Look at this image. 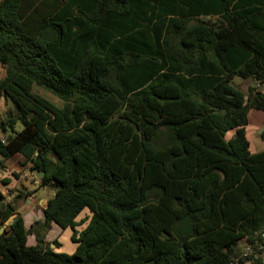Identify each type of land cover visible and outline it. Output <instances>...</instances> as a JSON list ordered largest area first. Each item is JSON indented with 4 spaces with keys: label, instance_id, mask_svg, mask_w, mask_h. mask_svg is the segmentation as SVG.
I'll return each instance as SVG.
<instances>
[{
    "label": "trees",
    "instance_id": "obj_1",
    "mask_svg": "<svg viewBox=\"0 0 264 264\" xmlns=\"http://www.w3.org/2000/svg\"><path fill=\"white\" fill-rule=\"evenodd\" d=\"M0 67V166L20 155L53 191L43 222L0 234V264H264L237 254L264 250L245 131L264 93L232 83L264 84V0H0ZM19 198L0 192V225ZM50 225L72 254L43 242Z\"/></svg>",
    "mask_w": 264,
    "mask_h": 264
},
{
    "label": "crops",
    "instance_id": "obj_2",
    "mask_svg": "<svg viewBox=\"0 0 264 264\" xmlns=\"http://www.w3.org/2000/svg\"><path fill=\"white\" fill-rule=\"evenodd\" d=\"M264 93V92H262ZM11 109L10 106L6 103L4 99H0V113L1 117L5 113V110ZM254 111V110H253ZM261 113L263 116L260 119L264 123V112L256 111ZM250 113H248V126L250 124ZM262 123V125H263ZM248 126L246 127V137L248 133ZM2 137V135L0 134ZM248 140V138H247ZM249 142V140H248ZM31 164L25 163V159L20 155H15L10 159L2 161V167L0 166V192L3 195L6 202H11L15 199L17 195H21V198L16 203V215H19L23 220V225L26 230H29L34 223L43 222V213L42 208L39 205L40 199H45L47 201L49 198L53 196V192H51V187H41L40 180L36 178V173L30 170ZM6 181V184L1 183V181ZM42 188V189H40ZM42 191V193L39 192ZM46 204V203H45ZM9 224V223H8ZM4 223L0 225V234L8 225ZM38 232V227L35 228V232ZM77 232H80L76 228ZM36 232V233H37ZM60 230L55 225H50L49 231H47L43 236V242L47 244L50 235L52 237L58 238ZM71 236V235H70ZM56 242V241H55ZM35 237L33 234L28 235L27 237V245L34 246ZM58 248H60L59 243ZM48 245V244H47ZM51 249H54L52 244H49ZM76 248V245H75ZM72 249V252L74 249ZM56 252H60L61 250L55 249Z\"/></svg>",
    "mask_w": 264,
    "mask_h": 264
},
{
    "label": "rangeland",
    "instance_id": "obj_3",
    "mask_svg": "<svg viewBox=\"0 0 264 264\" xmlns=\"http://www.w3.org/2000/svg\"><path fill=\"white\" fill-rule=\"evenodd\" d=\"M167 26V18H159L156 20V22L153 24L152 26V30L154 31H161L163 32L164 29ZM4 78V70L3 68L0 67V81ZM232 83L234 84L235 87H237L238 89L242 90L243 92H246V90L248 88L253 89L254 91H260V92H264V84H259L257 82H254L250 79H242V78H237L234 77L232 79ZM34 92H36L37 94L41 95L42 97H44L45 99H47L48 101H50L51 103H53L56 106H61L62 102L60 100H58L57 98L53 97L50 93L39 89V88H35ZM6 103L10 106V108L12 109V105L9 101H6ZM9 110V108H7V110H5V113L3 114V116L1 117V113H0V121L1 120H5L6 117V113ZM250 113V124L248 126V133H247V138L249 140V151L252 154L261 152L264 150V143L261 141V139L259 138V135L257 134L258 130L260 128H262V121L260 120L262 118V114L258 113L256 111L253 110H249ZM21 129V126L19 124H17L15 130ZM229 136V135H228ZM227 136V137H228ZM43 188V187H42ZM40 188V189H42ZM51 192H53L52 190H50ZM40 193H42L41 190H39ZM87 211H84L83 214H81L78 217V224L79 226L77 227L78 230H82L86 224L87 221H85V218L87 217ZM82 222V223H81ZM10 223V221H7V224ZM71 231L70 230H66V231H61L58 235V238L56 237H52V235H50L48 242H46L47 244H52L53 242H58L60 245V248H57L60 251V253H65V254H72V249L75 248V244L71 242L70 238H71ZM250 248V249H249ZM246 245V242L241 241L237 244V254L238 256H240L243 252H249L250 255H248V258H251L252 256H260V258H264V250L261 251V253H259V248L257 247L256 244H254L253 246H249ZM259 253V254H258Z\"/></svg>",
    "mask_w": 264,
    "mask_h": 264
},
{
    "label": "water",
    "instance_id": "obj_4",
    "mask_svg": "<svg viewBox=\"0 0 264 264\" xmlns=\"http://www.w3.org/2000/svg\"><path fill=\"white\" fill-rule=\"evenodd\" d=\"M237 78H240V77L237 76ZM246 101H247V98L245 97V98H244V102H246ZM262 131H263V128H260V129L258 130L257 134L260 135ZM43 176H44V173H43V172H39V173L36 174V178H38L39 180L42 179ZM45 203H46L45 199H42V198H41L40 201H39V205H40V207H41L42 209H44V207H45ZM15 217H16V214H13V215L10 217V219L8 220V222H9V221H12L13 219H15ZM5 223H7V222H5Z\"/></svg>",
    "mask_w": 264,
    "mask_h": 264
},
{
    "label": "built area",
    "instance_id": "obj_5",
    "mask_svg": "<svg viewBox=\"0 0 264 264\" xmlns=\"http://www.w3.org/2000/svg\"><path fill=\"white\" fill-rule=\"evenodd\" d=\"M243 253H246V252H243ZM247 253H249V252H247Z\"/></svg>",
    "mask_w": 264,
    "mask_h": 264
}]
</instances>
